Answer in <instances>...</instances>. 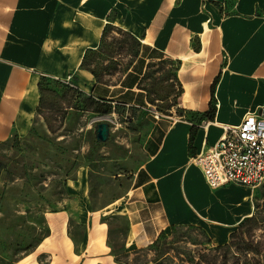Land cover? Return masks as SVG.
I'll use <instances>...</instances> for the list:
<instances>
[{
  "label": "crops",
  "instance_id": "crops-1",
  "mask_svg": "<svg viewBox=\"0 0 264 264\" xmlns=\"http://www.w3.org/2000/svg\"><path fill=\"white\" fill-rule=\"evenodd\" d=\"M119 29L138 39V54L119 78L99 81L81 66L84 55ZM166 59L181 86L178 107L190 118L154 122L145 160L106 205L93 207L84 167L66 181L62 208L44 213L49 235L37 253L46 264H124L109 239L113 216L128 222L125 253L174 225L225 244L252 216L245 186L211 187L193 158L217 142L221 124H238L250 110L264 114V0H0V144L34 126L42 77L70 78L72 88L112 106L147 108L142 79L150 63ZM72 199L80 234L70 224ZM31 260L33 253L15 264Z\"/></svg>",
  "mask_w": 264,
  "mask_h": 264
},
{
  "label": "rangeland",
  "instance_id": "rangeland-1",
  "mask_svg": "<svg viewBox=\"0 0 264 264\" xmlns=\"http://www.w3.org/2000/svg\"><path fill=\"white\" fill-rule=\"evenodd\" d=\"M136 50L139 46L121 30L108 32L102 51L93 55L96 79L119 78L136 58ZM174 68L170 59L154 62L141 82L148 101L162 114L159 119L147 108L120 104L111 105L110 112H97L103 106L91 96L78 94L60 80L46 81L30 132L13 134L0 144V264H15L31 253L33 260L27 264H46V256L37 253L39 241L49 235L50 218L44 213L62 208L65 183L75 178L80 168L88 173L93 207H102L125 193L134 171L145 160L143 147L154 122L190 118L178 107L181 86ZM99 124H105L103 136L98 134ZM246 189L255 218L237 227L231 248L214 250L218 245L205 231L183 226L175 232L171 228L154 243L126 254L122 248L128 227L124 216L109 219V239L119 259L127 264H195L200 255L205 264L214 258L215 264H234L240 247L247 252L246 256L242 253L241 262L258 264L262 260L264 264V183ZM69 203L70 224L80 234L75 201ZM56 236L53 231L52 237Z\"/></svg>",
  "mask_w": 264,
  "mask_h": 264
},
{
  "label": "built area",
  "instance_id": "built-area-1",
  "mask_svg": "<svg viewBox=\"0 0 264 264\" xmlns=\"http://www.w3.org/2000/svg\"><path fill=\"white\" fill-rule=\"evenodd\" d=\"M66 83L74 87L71 79ZM147 109L159 119L153 105ZM217 142L203 148L193 158L211 187L234 183L255 188L264 183V114L258 109L246 112L240 123L221 124Z\"/></svg>",
  "mask_w": 264,
  "mask_h": 264
},
{
  "label": "trees",
  "instance_id": "trees-1",
  "mask_svg": "<svg viewBox=\"0 0 264 264\" xmlns=\"http://www.w3.org/2000/svg\"><path fill=\"white\" fill-rule=\"evenodd\" d=\"M119 30H121L122 32H124L125 34H127L128 36H130V38L134 41V43H136L138 46H139V44H140V42L138 41V39L135 37V36H133L131 33H129L128 31H124V30H122V29H119ZM107 35V34H106ZM106 35H105V33H104V36H103V38H102V42H101V44H100V46L98 47V49L97 50H89L88 52H86V54L84 55V58H83V61H82V64H81V66L82 67H84V68H86V69H88V70H90L91 72H92V74L94 75V77L95 78H98L97 76H98V74H97V71H96V69L95 68H93L92 67V64H93V62H94V59H93V55H95V54H98V53H100L101 51H102V43H103V41H104V39L106 38ZM138 51L139 50H136L135 51V54H137L138 53ZM165 60H161L160 62H164ZM151 64H153V63H150V65ZM104 70H106V67H104L103 68ZM145 76V75H144ZM48 79H50V78H47V77H42V79H41V81H40V84H39V87H40V93H41V102H42V95H43V93H44V91H45V83H46V81L48 80ZM100 81V80H99ZM69 84H66V86L67 87H69V88H71V89H73L75 92H77L78 94H82V92L81 91H79L78 89H74V88H72V86L70 87V85L68 86ZM92 99H94L93 97H92ZM95 100V99H94ZM95 102L97 103V105H101V106H103V109H97L96 111L97 112H110L111 111V105L109 104H107V103H104V102H99V101H97V100H95ZM41 105V104H40ZM39 110V109H38ZM255 218V216L253 215V216H251L250 218H248L243 224H241L240 225V227H242L244 224H247V223H249L251 220H253ZM187 227V228H198V227H196V226H191V225H174V226H172V230H173V232H175L178 228H180V227ZM198 229H200V228H198ZM201 230V229H200ZM164 233V232H163ZM163 233H161V235L163 234ZM238 233H237V231H233L232 233H231V236H230V238L232 239L231 241H229V242H227V243H225V244H219L218 246H216L215 248H214V250H220V249H228V248H231V246L233 245V244H235L234 243V238L236 237V235H237ZM160 235V236H161ZM159 236V237H160ZM158 237V238H159ZM158 240V239H157ZM156 241V240H155ZM154 241V242H155ZM153 242V243H154ZM240 249V252L238 251V253L236 254V261H235V263L234 264H244L243 263V261L241 262V257H242V253L243 252H245V248L244 247H240L239 248ZM248 249H251V251L253 252H255V248H248ZM139 250V249H138ZM112 251L116 254V259L118 260V261H120V262H122V263H124V264H127V263H125L124 261H122L121 259H119V252H118V250H116V248L115 247H112ZM137 251V250H136ZM246 253L247 252H245V255L244 256H246ZM127 254V253H126ZM202 257V258H201ZM214 258V257H213ZM214 260H215V258L214 259H208V264H215V262H214ZM194 260H192L191 262H193ZM223 264H224V262H222ZM195 264H205V260L203 259V256L202 255H200V258H198V260L197 261H195ZM258 264H263V262H262V260H259V263Z\"/></svg>",
  "mask_w": 264,
  "mask_h": 264
},
{
  "label": "water",
  "instance_id": "water-1",
  "mask_svg": "<svg viewBox=\"0 0 264 264\" xmlns=\"http://www.w3.org/2000/svg\"><path fill=\"white\" fill-rule=\"evenodd\" d=\"M104 130H105V124H99V130H98L99 136H103Z\"/></svg>",
  "mask_w": 264,
  "mask_h": 264
}]
</instances>
